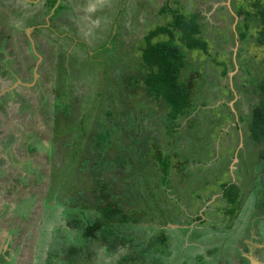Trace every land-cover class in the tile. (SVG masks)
Segmentation results:
<instances>
[{
    "label": "rangeland",
    "instance_id": "obj_1",
    "mask_svg": "<svg viewBox=\"0 0 264 264\" xmlns=\"http://www.w3.org/2000/svg\"><path fill=\"white\" fill-rule=\"evenodd\" d=\"M6 1L9 9L0 0V33L9 34L7 58L26 66L18 42L23 34L37 59L31 61L33 81L3 91L15 86L19 101L33 100L39 111L22 132L16 133L23 120L14 118V109L0 124V259L6 260L0 264H61L57 251L50 256L55 262L47 256L55 240L62 245L77 238L65 225L67 210L95 212L107 201L136 218L124 228L130 233L144 231L149 239L166 230L167 254L154 256V264H199L200 256L203 264H241L246 253L253 264H264V141L248 137L252 108L264 101L257 91L264 47L257 41L258 21L242 15L264 1L57 0L62 8L51 20L43 18V0H35L43 6ZM176 9L183 23H196L206 52L184 48L188 64L181 79L191 89L193 108L173 123L166 106L144 92L142 50L145 36L171 23L167 11ZM38 48L46 58L40 82L47 90H39L35 77ZM42 94L52 107L45 119ZM31 130L40 145L29 157L24 139ZM9 131L16 134L11 141ZM4 141L14 144L5 149ZM158 156L170 164L166 187ZM223 183L240 188L233 216L222 198ZM24 199L34 205L22 222L12 212ZM21 235L29 236L27 244ZM102 249L80 263L114 264L128 252L108 255Z\"/></svg>",
    "mask_w": 264,
    "mask_h": 264
},
{
    "label": "trees",
    "instance_id": "obj_2",
    "mask_svg": "<svg viewBox=\"0 0 264 264\" xmlns=\"http://www.w3.org/2000/svg\"><path fill=\"white\" fill-rule=\"evenodd\" d=\"M43 1L46 2L45 6H43V4L40 2H38L37 4L44 7L43 18L50 16L49 20H51L62 7L57 6V8H55V12L51 14V11L56 5L57 0ZM20 2L24 4V2L26 1L20 0ZM8 3L9 1L5 0L7 9L10 8V5ZM28 5L32 6L34 4L29 3ZM253 8L257 11H255L254 13L244 11L242 15H244L246 21H249L251 19L258 21L259 31L257 32V41L264 47V5L262 6V8ZM167 12H171L173 21L166 24L165 26H159L157 29L150 31L145 36L146 45L142 50V66L146 74L142 78V81L145 94H147L150 98L163 103L168 110V115L170 117L169 121H172L174 123L181 117L185 116L193 108L191 89L187 85V83L181 79V73L188 64L184 48L187 50L199 49L206 52V43L199 38V31L197 30L196 23H183L182 15L178 13L177 9L168 10ZM196 18L195 20H197ZM175 29L180 30V36L174 34ZM245 29H248L247 23H245ZM35 31H33L32 34ZM163 33L167 34V40L151 43L152 38H154L158 34ZM245 38L246 34L245 32H242L240 39L243 40ZM8 39L9 34L6 32V30H1L0 93L6 86L10 87L12 84L18 83L19 81H33L32 64L37 59L36 55L32 52L30 42L27 40L25 35L22 34V37L19 38L18 42L20 43L21 47L24 48L26 66L23 69L20 68V65H17L20 63L18 62V60H9L7 58L10 57V54H8L6 48ZM37 50L39 51L41 56V64L38 65L37 73L35 75V77L37 76L36 78L38 79V81L37 79H35V81H37L38 88L39 90H41L43 88L45 89L46 85V83L44 85V82H40L43 74L42 69L44 68L46 58H44V54H42V51L39 50V48ZM103 50H105V47L103 48ZM26 52H28V55L26 54ZM23 71L24 73H22ZM5 82H10V85H6ZM20 86L21 85H18L17 88H20ZM15 91V89H11L9 91H6L5 89V91H3L0 95V124H2L3 120H8L11 118L9 116L8 110L14 109L16 111L14 118L16 119L18 117H22L23 120L21 127L17 128V133L22 132V127L27 124V121L28 123L31 122L29 121V118H32V116H34V113L38 112L39 110H37L38 105L36 106L34 104V107L31 106V104H33V100L29 99L31 101L29 103H26L23 100L19 101V96ZM257 91L264 95V77L258 83ZM45 98L46 96L42 94L43 100L41 99L40 117H44L43 113H45L47 108H52L51 106L49 107L48 104H46ZM28 106H30L29 109ZM27 113H29L28 118L25 117ZM105 134L109 135V133ZM7 135L9 141H11L12 139H14L16 134L14 135L12 134V131H9ZM34 137L35 132L31 130L28 131L27 139H24L26 143L25 152L30 154L29 157H31L33 153H35L36 148L40 145L38 142H36L39 139H33ZM248 137L250 138L252 143H260L264 141L263 100L258 104H255L252 108L248 127ZM48 141H51L50 145L52 147L53 139H49ZM13 144L14 142H3L5 149L11 148ZM259 155L261 157V160L264 161V149ZM50 156L51 153L49 155V159ZM165 157H157V160L161 166L162 183L164 187L167 186L168 176L170 175V164L168 160L165 159ZM28 162L29 160L25 164V170L28 169ZM25 179L28 178L25 176ZM220 187L222 198L226 199L227 202L232 205L231 209H229L227 213L233 216L235 215V204L240 197V188L236 186L235 183H223ZM31 199L33 202L35 201L34 198ZM31 199L21 200L22 202L15 208V211L12 212L13 215L18 217L22 222L28 221L29 215L31 214V207L32 205H34ZM65 218L66 227L72 231H75L77 233V238L76 240H72V237H68L69 242H64L62 245H60V243L55 240V242L53 243L54 247L52 246V248H54L55 250L54 252L49 251L47 256L48 262H55L54 260L52 261V259H50V256H54L56 253L55 251H57L59 257V259L57 260L62 261L61 264H77L79 259L84 260L85 258H88V255L95 256V251H97L102 246L104 254L106 253L108 255L118 253L122 249L128 250V252L121 255V257L118 258L114 264H154L153 257L156 255H166V252L169 248L170 237L165 229L156 230L149 239L145 238L144 235L146 233H144V231L130 233L124 230L129 221L135 220L136 218L132 219V217L123 213L121 209L113 204V202L107 201L103 207H99L95 212H91L88 209H81L80 207L74 208L72 210H67ZM4 231L6 232V230ZM17 231L18 230H16V234L19 235L20 233L18 234ZM183 232L186 233L187 230L183 229ZM23 235H21V237L25 240L23 239L21 244L25 245L27 244V241L30 240V238L29 236H27V238L26 236L23 237ZM7 236L8 234L6 235V237ZM10 237L11 241H13L14 236ZM4 241L6 240H3V243ZM15 242L16 241H14V243ZM18 251V254L15 253L17 256L20 253V250ZM9 252L8 255L12 256L11 251ZM246 254V258L243 257L241 264H253V262H251V254ZM60 256H63V258H60ZM12 259L15 258L12 257ZM0 260L6 262L5 258H2ZM197 260L199 264H203V259L201 256L198 257Z\"/></svg>",
    "mask_w": 264,
    "mask_h": 264
},
{
    "label": "water",
    "instance_id": "obj_3",
    "mask_svg": "<svg viewBox=\"0 0 264 264\" xmlns=\"http://www.w3.org/2000/svg\"><path fill=\"white\" fill-rule=\"evenodd\" d=\"M24 1H26V2H28V3H31V4H36L38 1H35V0H24ZM56 8V5L54 6V8L52 9V11H51V14L53 13V10ZM31 42V41H30ZM33 46V45H32ZM38 58H40L39 56H38ZM15 86H13V88H14ZM12 88V89H13ZM0 95H1V93H0Z\"/></svg>",
    "mask_w": 264,
    "mask_h": 264
},
{
    "label": "flooded vegetation",
    "instance_id": "obj_4",
    "mask_svg": "<svg viewBox=\"0 0 264 264\" xmlns=\"http://www.w3.org/2000/svg\"><path fill=\"white\" fill-rule=\"evenodd\" d=\"M40 61H41V56H40ZM35 75H36V73H35ZM17 87H18V86H17ZM17 87H16V88H17ZM1 93H2V92H1ZM20 99H21V97L19 96V97H18V100H20ZM82 261H83V259H79V260H78V263L81 264ZM80 262H81V263H80Z\"/></svg>",
    "mask_w": 264,
    "mask_h": 264
},
{
    "label": "clouds",
    "instance_id": "obj_5",
    "mask_svg": "<svg viewBox=\"0 0 264 264\" xmlns=\"http://www.w3.org/2000/svg\"><path fill=\"white\" fill-rule=\"evenodd\" d=\"M16 84V83H15Z\"/></svg>",
    "mask_w": 264,
    "mask_h": 264
}]
</instances>
